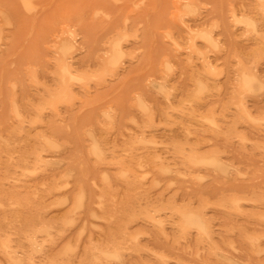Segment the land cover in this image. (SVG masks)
Masks as SVG:
<instances>
[{
  "label": "rangeland",
  "instance_id": "374dc122",
  "mask_svg": "<svg viewBox=\"0 0 264 264\" xmlns=\"http://www.w3.org/2000/svg\"><path fill=\"white\" fill-rule=\"evenodd\" d=\"M29 1L0 0V264H264V0Z\"/></svg>",
  "mask_w": 264,
  "mask_h": 264
},
{
  "label": "bare ground",
  "instance_id": "6f19581e",
  "mask_svg": "<svg viewBox=\"0 0 264 264\" xmlns=\"http://www.w3.org/2000/svg\"><path fill=\"white\" fill-rule=\"evenodd\" d=\"M22 1V5L26 8V9H31V7H33L34 9V5L29 1V0H21ZM116 1V0H115ZM260 6H263V0H257ZM63 13H71L68 9H66ZM93 13H100V11L98 9H95L93 11ZM181 13H185V11H182ZM67 31L69 32L71 30H69L68 28H66ZM69 40L72 42V40L69 37L65 38V45L69 43ZM84 44V43H83ZM73 45V42L72 44ZM71 45H67L66 47H71ZM115 51L117 50V52H114L115 55H122L123 52H121V48L120 47H114ZM95 54V52H94ZM65 56V53H64ZM95 56V55H94ZM61 60V62H59V69H60V81L62 82V91L59 93L60 96H62L64 99H68L69 98V85L67 83V78H73V77H77V75L74 74V71L72 70V63L71 62H66L64 61V59L66 60V56L63 59V57L59 58ZM116 61V59H115ZM114 61V62H115ZM113 62V63H114ZM244 76H245V84L246 86H250L251 85V77L249 76V74H246V72H244ZM81 78H79L80 80ZM144 99L143 97H139V105L140 107L144 106ZM246 112V111H245ZM213 164H217V161H212ZM183 214V219L181 222V226L185 225V224H190V225H194V224H200V228L203 229V233L208 234V229L205 225V221L203 218H198L195 219L194 214L190 213V212H186V213H182ZM154 220V219H153Z\"/></svg>",
  "mask_w": 264,
  "mask_h": 264
}]
</instances>
